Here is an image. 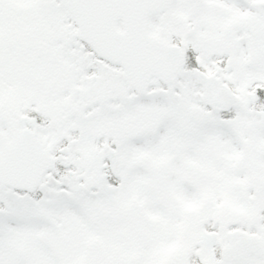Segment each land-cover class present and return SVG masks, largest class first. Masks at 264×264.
I'll use <instances>...</instances> for the list:
<instances>
[{
	"label": "snow or ice",
	"instance_id": "6c2138e0",
	"mask_svg": "<svg viewBox=\"0 0 264 264\" xmlns=\"http://www.w3.org/2000/svg\"><path fill=\"white\" fill-rule=\"evenodd\" d=\"M0 264H264V0H0Z\"/></svg>",
	"mask_w": 264,
	"mask_h": 264
}]
</instances>
